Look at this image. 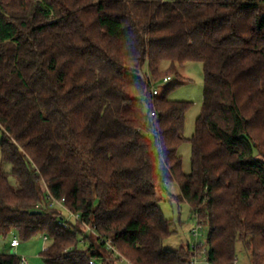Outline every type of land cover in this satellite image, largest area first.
I'll return each mask as SVG.
<instances>
[{"label":"trees","instance_id":"obj_1","mask_svg":"<svg viewBox=\"0 0 264 264\" xmlns=\"http://www.w3.org/2000/svg\"><path fill=\"white\" fill-rule=\"evenodd\" d=\"M188 62L205 90L185 174L192 104L151 89ZM0 131L1 242L46 236L47 264H126L106 242L129 264H236L238 245L264 264V0H0ZM169 183L208 227L195 249L165 247Z\"/></svg>","mask_w":264,"mask_h":264},{"label":"rangeland","instance_id":"obj_2","mask_svg":"<svg viewBox=\"0 0 264 264\" xmlns=\"http://www.w3.org/2000/svg\"><path fill=\"white\" fill-rule=\"evenodd\" d=\"M163 1L175 2L178 0ZM179 72L180 78L173 76V81L170 86L163 84L162 82L157 83V86L161 92H164L169 87L173 86L168 92V99L172 101L189 102L192 104L186 116L184 137L187 141L181 145L178 151L183 160V172L185 174H190L192 171V144L190 140L196 132V123L201 115L204 103V66L199 62H188L180 68ZM2 138L3 133L0 131V140H2ZM0 166H2L6 172H11V165L3 161L1 147ZM10 180L14 185L18 184L12 176L10 177ZM167 189L168 194L160 193L158 196V198L161 199L160 207L165 218L174 222L177 233L165 242V247L171 250H176L181 246H186L187 244H190L191 246L194 244H205L208 235L207 225L200 223L203 228L200 230L198 237L194 236L193 230L198 228V220L193 215L188 204L175 200V197L179 196L181 193L179 185L176 183H169L167 185ZM14 238L20 241V247L17 251L10 247V243ZM6 243H8V245H3L0 240V255L10 254L17 257H26L29 264H47L42 258V252L44 251L45 246H48V242L45 243L44 241V236L39 235L28 241H22L16 234H12L6 239ZM82 248L86 249V246H82ZM204 252L205 250H203L202 254ZM196 254L197 253H195V256L199 261L197 264H204L203 256H197ZM237 260L238 264H252L250 252L246 251L242 245H238Z\"/></svg>","mask_w":264,"mask_h":264},{"label":"built area","instance_id":"obj_3","mask_svg":"<svg viewBox=\"0 0 264 264\" xmlns=\"http://www.w3.org/2000/svg\"><path fill=\"white\" fill-rule=\"evenodd\" d=\"M172 81H173V78L169 76V77H166L163 80L162 83L169 86L172 83ZM151 91H152V94L155 95V96L159 95L160 92H161V90L158 88L157 84L154 83V82L152 83ZM152 115L156 116L155 113H152ZM57 204L61 208H64V210H65V212L67 214V219L66 220H62L60 222V224L62 226L67 227L68 226V221L74 220V221H77V222L81 223L84 226V228L86 229L87 232L96 234L94 227L89 225V224H86L79 214H75V213L71 212L70 210H68L67 208H65V206L63 205V202H58ZM198 224H199L198 228L193 230V235L196 236V237H198L200 230H202V228H203V226L199 222H198ZM44 241H45V243H47L49 241L48 237L45 236L44 237ZM106 243H107V248H108L109 251L112 252L111 255L113 256L114 259L119 258L120 263L129 264V261H127V259L110 242H106ZM199 245H201V244H194V245H192V248L195 249ZM10 246H11L12 249H17L20 246V241L15 238V239L12 240ZM47 249H48V246L46 245L45 248H44V251L47 250ZM203 254H205V252ZM194 258H195V264L199 263L198 258H196L195 255H194ZM20 260H21V264H29V261H28V259L26 257H20ZM203 262H204V264H210V263L207 262L206 256H203ZM235 263L238 264V260H236ZM91 264H94V261H91Z\"/></svg>","mask_w":264,"mask_h":264},{"label":"water","instance_id":"obj_4","mask_svg":"<svg viewBox=\"0 0 264 264\" xmlns=\"http://www.w3.org/2000/svg\"><path fill=\"white\" fill-rule=\"evenodd\" d=\"M40 212L39 211H34L32 212L33 215H36V214H39ZM5 244V242H3Z\"/></svg>","mask_w":264,"mask_h":264},{"label":"crops","instance_id":"obj_5","mask_svg":"<svg viewBox=\"0 0 264 264\" xmlns=\"http://www.w3.org/2000/svg\"><path fill=\"white\" fill-rule=\"evenodd\" d=\"M3 242H5V241L2 240V244H3V245H6V242H5V244H4ZM19 247H20V246H19ZM19 247H18V248H19ZM18 248H17V249H18ZM17 249H15V250L17 251Z\"/></svg>","mask_w":264,"mask_h":264}]
</instances>
